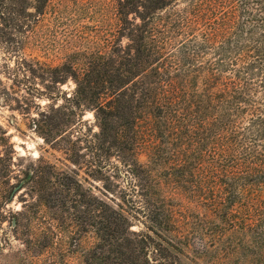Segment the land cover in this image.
<instances>
[{"label":"trees","instance_id":"1","mask_svg":"<svg viewBox=\"0 0 264 264\" xmlns=\"http://www.w3.org/2000/svg\"><path fill=\"white\" fill-rule=\"evenodd\" d=\"M48 2L0 0V21ZM113 4L126 45L64 63L52 81H73L75 118L92 111L98 131L72 143L66 106L54 105L33 128L49 144L87 145L97 173L116 160L122 194L108 197L120 189L108 179L99 197L79 170L30 163L0 206L29 187L47 209L71 211L95 236L82 264H264V0Z\"/></svg>","mask_w":264,"mask_h":264},{"label":"rangeland","instance_id":"2","mask_svg":"<svg viewBox=\"0 0 264 264\" xmlns=\"http://www.w3.org/2000/svg\"><path fill=\"white\" fill-rule=\"evenodd\" d=\"M27 15L21 21L14 16L0 21V172L6 168L9 171L8 184L0 178V193L5 194L30 163H47L58 170H79L78 179L84 187L102 198L100 190L108 179L119 184L120 189L108 195L118 200L126 179L124 174V179L116 175L112 166L116 160L105 159L101 162L104 168L97 173L87 145L49 144L33 128L41 119L40 113L54 105L66 106L61 118L72 121V143L81 134L90 139L98 131L92 111L75 118L73 81H52L62 77L61 71L54 69L64 63L82 68L86 59L110 55L116 44L126 45L117 32L113 0H49L41 14L30 10ZM48 93L53 100L46 97ZM69 97L67 102L65 98ZM69 159H77L78 166L74 167ZM139 160L145 161L143 156ZM180 201L185 203L179 197L173 203ZM94 243V234L81 232L71 211L56 213L47 209L36 201L29 187L0 206V264H82L84 252Z\"/></svg>","mask_w":264,"mask_h":264}]
</instances>
